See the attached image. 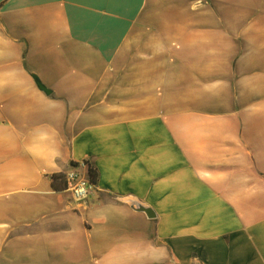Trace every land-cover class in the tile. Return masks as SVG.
<instances>
[{"label": "crops", "instance_id": "crops-1", "mask_svg": "<svg viewBox=\"0 0 264 264\" xmlns=\"http://www.w3.org/2000/svg\"><path fill=\"white\" fill-rule=\"evenodd\" d=\"M0 264H264V0H0Z\"/></svg>", "mask_w": 264, "mask_h": 264}, {"label": "built area", "instance_id": "built-area-1", "mask_svg": "<svg viewBox=\"0 0 264 264\" xmlns=\"http://www.w3.org/2000/svg\"><path fill=\"white\" fill-rule=\"evenodd\" d=\"M90 165L88 160L80 161L64 174L65 189L71 192L73 200L80 205L88 199L95 186L89 171Z\"/></svg>", "mask_w": 264, "mask_h": 264}, {"label": "trees", "instance_id": "trees-1", "mask_svg": "<svg viewBox=\"0 0 264 264\" xmlns=\"http://www.w3.org/2000/svg\"><path fill=\"white\" fill-rule=\"evenodd\" d=\"M89 171H90L91 179L95 183L97 181V179H98V171L92 165H90ZM53 180H54V182L55 181H60L63 184L64 188H65L64 174H54L53 175Z\"/></svg>", "mask_w": 264, "mask_h": 264}, {"label": "water", "instance_id": "water-1", "mask_svg": "<svg viewBox=\"0 0 264 264\" xmlns=\"http://www.w3.org/2000/svg\"><path fill=\"white\" fill-rule=\"evenodd\" d=\"M37 83H38L39 87H40L42 90H44V91L47 92V93H50V90H49L46 86H44V85L40 82V80L37 79ZM139 210H141V211H145V212L148 214L149 217H154V213H153V211H152L150 208L140 207Z\"/></svg>", "mask_w": 264, "mask_h": 264}]
</instances>
